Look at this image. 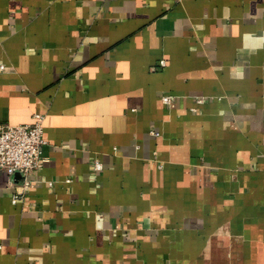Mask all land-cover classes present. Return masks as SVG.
I'll use <instances>...</instances> for the list:
<instances>
[{
    "label": "crops",
    "instance_id": "0c3cea01",
    "mask_svg": "<svg viewBox=\"0 0 264 264\" xmlns=\"http://www.w3.org/2000/svg\"><path fill=\"white\" fill-rule=\"evenodd\" d=\"M36 113L0 264H264V0H0V123Z\"/></svg>",
    "mask_w": 264,
    "mask_h": 264
},
{
    "label": "built area",
    "instance_id": "2783aa9c",
    "mask_svg": "<svg viewBox=\"0 0 264 264\" xmlns=\"http://www.w3.org/2000/svg\"><path fill=\"white\" fill-rule=\"evenodd\" d=\"M164 64L162 61L161 65ZM162 100L166 104L172 101L171 96H163ZM43 121L44 116L36 113L31 123H0V168L10 175H21L20 185L13 195L14 201L25 196L31 185L30 175L45 161L42 156V146L46 141ZM101 167L99 162L94 165L95 170Z\"/></svg>",
    "mask_w": 264,
    "mask_h": 264
}]
</instances>
